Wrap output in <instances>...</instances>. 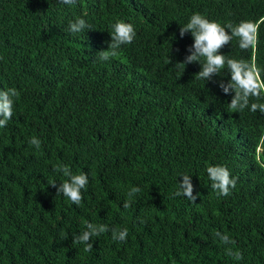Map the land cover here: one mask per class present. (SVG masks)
Wrapping results in <instances>:
<instances>
[{"label": "trees", "instance_id": "1", "mask_svg": "<svg viewBox=\"0 0 264 264\" xmlns=\"http://www.w3.org/2000/svg\"><path fill=\"white\" fill-rule=\"evenodd\" d=\"M196 13L229 35V23L254 24L247 49L233 38L220 50L247 62L262 89L243 110L220 87L227 69L203 80L199 62L174 68L191 55L180 28ZM77 18L88 27L73 34ZM117 21L135 39L98 60ZM12 88L14 114L0 127V264H264V113L251 110L264 103V0H0V90ZM60 165L88 175L79 205L57 195ZM216 165L236 179L227 197L211 187ZM182 175L195 203L175 195ZM89 223L108 230L86 251L73 236ZM122 228L126 241L114 240Z\"/></svg>", "mask_w": 264, "mask_h": 264}, {"label": "clouds", "instance_id": "2", "mask_svg": "<svg viewBox=\"0 0 264 264\" xmlns=\"http://www.w3.org/2000/svg\"><path fill=\"white\" fill-rule=\"evenodd\" d=\"M62 4L72 5L76 0H60ZM88 25L83 18H77L75 21L69 22L68 31L76 34L87 28ZM109 33L111 42L109 43L108 50L102 51L98 54V60L107 61L111 57L118 55L121 46L131 44L136 36L135 28L132 24L123 21H117L112 26ZM227 29L230 30L231 35L225 27L215 21H209L207 18L199 13L193 14L189 22L180 28V36L183 37L186 33L191 32L194 38V45L188 51L191 55L187 56L184 63H177L174 68L177 70L185 69L187 64L199 62L202 71L196 74L195 78L209 80L213 75L220 74L223 70L227 69L230 74V81L227 85L221 83L225 94L235 92V96L231 103L228 104L231 109L243 110L249 105V97L261 96L260 84L256 81L255 71L253 68L243 60H236L228 58L220 54V50L227 44L231 43L233 38H237L241 49H247L253 42L254 24L248 21H242L238 25L233 26L229 23ZM169 63L171 61L169 60ZM19 94L16 89L0 90V127H6L8 121L14 114V97ZM257 109L264 113V103H252L251 110L255 112ZM30 145H35L37 148L40 146V141L36 138L29 140ZM56 171L62 172L66 177L62 181L61 187L58 189L57 195L63 196L70 200L73 204L79 205L83 199L82 189H85L88 184L87 173H73L71 168L66 165L57 166ZM210 179L211 187L217 192L218 195L227 197L230 194V189L235 188L236 179L232 178L231 173L225 166L216 165L209 166L206 169ZM183 183H179L176 196H185L193 203L197 197L192 195L193 185L191 177L182 175ZM52 187H56V183H51ZM140 191L139 188L133 187L128 192V199L124 202L123 207L128 208L131 205V198L134 194ZM142 222V221H141ZM108 230L105 225H94L89 223L86 230L80 235L73 236V244H85L86 251H90L93 245L90 239L94 235ZM128 230L126 228L112 230V238L117 241H126ZM215 236L219 237L225 244L235 243L230 241L227 235H222L216 232ZM229 256H234L236 260L242 259L240 252L233 253L231 249L227 250Z\"/></svg>", "mask_w": 264, "mask_h": 264}]
</instances>
